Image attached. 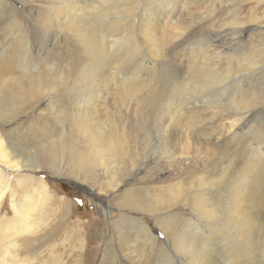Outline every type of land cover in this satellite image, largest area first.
I'll return each mask as SVG.
<instances>
[{
	"label": "bare ground",
	"instance_id": "1",
	"mask_svg": "<svg viewBox=\"0 0 264 264\" xmlns=\"http://www.w3.org/2000/svg\"><path fill=\"white\" fill-rule=\"evenodd\" d=\"M236 1L0 0V123L12 126L15 119L28 116L30 113L33 116L43 106L50 115L49 119H42V121L40 119L43 130L42 136L39 138L32 137L33 139L29 140L25 135L16 136L14 134L11 135L12 138L5 147L0 141V166L6 167L8 171L18 173L23 170H32V172L49 170L59 178H70L85 184L87 175L83 172L82 167L86 162L84 155L87 153L79 152L80 154H78L76 147L78 144L75 146L73 142L68 143L72 132H78L83 136L81 139L87 140L88 155L95 158L100 167L105 165L103 161L108 164L107 169H111L115 163L122 165V159L125 157L127 132L121 127V122L117 118V106L114 107V104L110 103L109 91L114 93L112 95L116 97L114 100L117 104H122L126 99L130 101V109L127 110L126 117L134 114L139 122H141V118L144 119L149 115L150 108L154 104L158 106L164 102L173 103L172 101H176L177 103H174L178 104L170 105L172 109L167 113L171 122L172 119L179 120L175 124L180 123L181 126H177L181 127L182 137L178 139L177 136L174 137L172 142L177 141L174 142L176 147L171 146L170 151L163 150V156L168 162L182 159L187 165L198 164L200 169L197 173L195 171L190 173L191 168L187 166L188 169L186 167L178 174L194 175L188 183L196 182V185L202 188L204 193L201 194L202 190H200L201 192L198 191L196 194L190 195L191 185L179 176L177 178H181L180 180L166 187H143V185L140 190L132 188V190L126 191L122 197L116 200V208L151 216L152 227H149L141 219L133 220L119 215L117 220L112 222L116 241L113 235L109 238L110 249L103 257L104 262L125 264L122 260L123 257H120L121 255L118 253L121 251L115 246H120L121 249L126 246V250L123 251L126 253L125 260H130V262L137 260L131 264H170V260L178 261L177 254L180 253L185 255L187 259L185 261L189 264H242V258H245L246 253H249V249L247 250L250 246L249 227L252 223L249 217L250 202L253 194L256 195L254 193L255 186L261 184V182H257L258 173L256 172L258 168L260 170L261 167H264V158L263 155L260 156L261 154L257 155L253 162L252 151L255 152L254 150H249L253 155L252 158L249 155L250 160H248V156L244 154L245 151L247 153V147L244 152L238 148L235 154H232L233 151L228 147L235 141L238 143L240 140L238 138L244 137L246 132L248 133L246 124L254 123L255 125L256 122L258 123L256 118L264 117V81H261L264 78V16L261 18V22L255 23L253 26L262 36L261 42H257L255 45L254 42L248 41V37L244 39L243 33L241 35L239 32L245 25L238 23L231 16L232 14L228 15V19L226 18V25L232 31L231 39H227L218 30L213 29L216 19L214 7L216 4L220 7L227 4L232 6ZM261 1L264 2V0ZM33 3L38 6L34 8ZM15 4L22 5L21 9L17 10ZM219 29L221 31L223 27ZM136 31L139 32V36L135 33ZM238 33L239 36H237ZM139 38L142 45L149 49L151 58L154 59L150 67L162 64L161 59L168 61V58L169 64L175 66L176 62L180 64L179 62L182 61V65H177L179 73L176 80L170 83L172 79L164 77L151 86L146 78L141 82H136L130 76L113 77L114 72L110 73L111 76L108 74L109 77H104V75H100L102 72L100 70L99 73L96 72V75V65L104 56L110 53V57L112 51L114 53L117 48L130 42L135 43ZM172 40L177 42L172 45ZM195 40L197 44L194 43ZM251 40L254 39L251 38ZM170 47L173 49L166 52ZM182 49H185L184 58L187 61L176 59L175 55H178ZM135 50L137 49L135 48ZM126 51L128 52V50ZM126 58L128 59V57ZM146 72L152 76L151 68H147ZM105 75H107L106 72ZM106 87L109 89L107 88V90ZM145 87H149L150 92L148 91L145 96H138L140 88ZM101 88L104 89L102 92L107 93L102 95L98 90ZM137 89L139 90L137 91ZM203 89L204 91H202ZM218 89L221 90L219 92L221 96L216 94ZM57 93L76 95L73 101L75 105L72 103L71 107L69 106L70 108L67 109L69 113L67 119L64 111H58L54 104ZM206 93H210V95H206ZM256 93L261 97L255 99ZM204 96L207 99L208 96H215L212 97L214 101L211 97H209L210 101L201 99ZM219 96L222 99L215 101V98ZM227 105H231V108H226ZM101 107L111 113L110 117L115 122L110 121L108 115L101 114L103 112ZM99 111L101 113H98ZM164 111L163 113H165ZM206 111L208 112L205 113ZM217 112L220 113L216 116L217 119L207 116V114L213 113L217 115ZM156 113L158 114V112ZM159 114L161 113L159 112ZM56 115L61 117L60 120L55 118ZM7 119L8 121H6ZM146 120L149 121V119ZM139 122L138 126L141 125ZM123 124L128 128L138 129L135 124L129 121ZM157 124L159 126L160 123ZM262 124L258 125V128H261L259 132H256L257 136H253L255 139L252 137L253 146L261 148L258 153L261 150L264 151V125ZM22 126L21 124L18 129H15V132L19 131ZM161 127L163 128L162 125L159 126V128ZM216 129L221 138L220 141L217 139V143L209 134ZM179 141H181L180 146ZM242 141L240 140V142ZM163 151L161 152L163 153ZM65 158H68V163L63 162ZM106 171L109 170L105 168L103 172ZM262 172L261 170L259 173ZM82 175L83 182L79 181ZM121 175V172L116 170L111 176V181H105V188L116 191L115 179ZM32 178H21L25 181L17 180V182L21 183L20 186L23 188L25 185L32 186L34 185L32 183L36 182ZM6 179L4 173L0 171V198L8 183ZM260 181L264 182V180ZM37 185H39L38 193L33 197L48 200V186L41 180H37ZM102 186L100 185L99 192L103 191ZM216 186L220 188L219 192L212 194L208 189L209 187L216 188ZM261 187H263L262 184ZM258 190L256 191L258 192ZM227 192L225 204H228L227 213L232 223L230 229L233 228L234 231L233 234H230L231 242L226 244V247L219 248L217 245L218 247L212 249L210 248L212 246H209L210 239L203 235L202 230V232L198 231L200 228L209 230L206 223L200 220L213 223L215 219L220 218L218 214L224 215L226 207L224 202H220L222 198L220 195ZM259 192L258 195L263 193ZM219 196L221 198L217 199ZM262 197L258 199L262 200ZM32 203L28 198L21 211L16 212L18 218L23 221L21 226L24 229L29 226L27 221L29 216L34 214L37 209V206H33ZM186 204L190 205L193 210H198L202 217L199 218V215L189 211ZM66 205L67 203L63 200V203L61 202L62 217L65 216L66 208H68ZM257 208L259 209V207ZM176 209L187 211L190 223H198L197 230L195 229L196 231L187 235V238H184L186 235L183 238L179 237L181 235L177 224L179 222L185 224L187 219L184 221L182 216H178L175 213ZM219 227L221 226L219 225ZM154 228L159 229L160 234H164L163 245L167 246L172 257H169L165 247L161 246L158 237L154 235ZM183 233L181 234L184 235ZM112 246L115 247V251L110 252L113 250ZM262 248L255 250L256 254L264 253V240ZM221 249L224 251L220 252ZM213 250L220 252V256ZM123 253L121 252V254Z\"/></svg>",
	"mask_w": 264,
	"mask_h": 264
},
{
	"label": "rangeland",
	"instance_id": "2",
	"mask_svg": "<svg viewBox=\"0 0 264 264\" xmlns=\"http://www.w3.org/2000/svg\"><path fill=\"white\" fill-rule=\"evenodd\" d=\"M33 4H34L33 5L34 8L36 6H38L36 3H33ZM21 6L22 5H20V4H18V5L15 4V8L17 10H20ZM263 7H264V2H262L261 0H237L236 3H233L232 6L227 4L226 6H223V7H220L219 5L216 4L214 7V9L216 11L215 12L216 19H215V24H214L215 27H213V29L215 31L218 30L219 33L220 34L222 33L221 35L225 36L227 39H231L232 31L226 25V21L228 19V15L232 14L231 16L234 17L238 21V23L245 25L244 28L240 29L239 33H241V35L243 33L244 39H246L248 37L247 38L248 41L250 43L254 42V44L256 45L257 42L258 43L261 42L262 36L259 34V31L257 32V30H255L253 28V26L255 23L261 22V18H263V16H264V8ZM221 11H223V12H221ZM220 16H221V18H220ZM220 27H223V30L220 31V29H219ZM35 31L37 32L36 29H35ZM173 31H174V29H173ZM249 32H250V34H249ZM135 33L137 34V36H139V32L136 31ZM239 33L237 34V36H239ZM35 34H37V33H35ZM251 38L254 40H251ZM172 41H173V42H171L172 45H174L177 42V41L174 42V40H172ZM196 42L197 41L195 40L194 43L197 44ZM135 48L137 50H135ZM117 49H116L117 51L115 50L116 52L115 51H114V53H112L113 51L111 52L110 57L111 58L113 57L112 60L109 57L110 53H108L106 56H104L100 60V63H98V65H96L95 73L96 72L99 73V70H100V72L102 71L100 73V75H104V77L105 76L109 77L114 72L112 74L113 77L119 76L121 78H125V77L130 76V77L134 78L133 81H136V82L137 81L141 82V81H143V79L146 78L150 82L151 86H153L158 80H161L164 77L171 78L172 80H170V83H172L174 80H176L178 78L179 71H178L177 65H182L181 64L182 61L179 62L180 64H177L178 62H176V66H175L174 64H169L168 58H167L168 61L161 59L162 64H158L154 67L153 66L150 67L151 63L153 62L154 59L151 58V54H150L149 49L146 48V46L144 47V45H142L140 38L135 43L130 42L129 44L120 46V48H117ZM170 49H173V47H170L169 49H167L166 52H168ZM126 50H128V52ZM184 50L185 49H182V51L179 52L178 55H175L177 60L185 59L184 58V54H185ZM122 52H123V54H122ZM248 55H249V53H248ZM125 56L128 57V59ZM114 59L116 60V63H115ZM129 60L130 61L132 60V61L130 62ZM185 60L187 61V59H185ZM161 65H163L165 67H163ZM101 68H102V70H101ZM147 68H151L152 76L147 74V72H146ZM107 70H109V71H107ZM105 72L107 75H105ZM134 73H135V75H134ZM108 74H109V76H108ZM96 75H97V73H96ZM149 76H151V77L149 78ZM261 81H264V78L261 79ZM142 83H144V82H142ZM107 88L108 87H106V89ZM143 89H144V91H143ZM98 90L101 91L102 95L107 93V92L106 93L102 92L104 90V89L102 90V88H101V90L100 89H98ZM138 90L139 89H137V91ZM139 91L140 92H138V96H142V95L145 96L148 91L150 92L149 87L148 88L145 87L142 89L140 88ZM202 91H204V89ZM220 91L221 90L218 89V93H216V94L217 95L219 94L221 96V94L219 93ZM111 92L112 91L108 92V94L110 93L109 94L110 103L114 104V107L117 106V111H118L117 118L121 122V127L124 130H126V132H127L126 137L129 139V140L127 139V143H129V144L126 143L127 148H126L125 154H124L125 157L122 159V165L115 163L111 169H107L108 164L105 161H103L104 162L103 164H105V165H103L101 167L98 166V164L95 161L96 159L88 155V153H89L88 147L89 146L86 143L87 140L81 139V137H83V136L80 135L78 132L74 131L71 133V139L68 140V143L73 142L74 145L78 144L77 146L75 145L77 147L78 154H80L79 152L87 153L84 155V157H85L84 161H86V162H84V164H83L84 167H82L83 172L87 175V177H86L87 180H86L85 184L79 183V182H77L73 179H70V178H68V179L63 178V177L59 178V177L55 176L54 172L49 171V170H39V171H35V172H32V170H23V171H19L18 173H15V172L8 171L6 169V167H4V166H0V171L2 173H4V175L7 178L6 181H8V183L4 187L3 196L0 198V264H112L108 261L104 262L103 257L105 255L106 251H109V249H110V247H109L110 245L108 244V241H110L109 238H111L112 235L115 236L114 232L112 230V222L116 221L119 215H124V216L129 217L133 220L141 219L149 227L152 225L151 224V221H152L151 216H149V215L144 216V215H141L139 213L130 212L128 210H125V211L119 210L116 208V205H115L116 200H118L120 197H122L126 191H129L130 189L132 190V188H133V190H140L143 185H144L143 187H145V186L146 187L147 186H151V187L163 186V187H166V186L175 184V182H177L181 178H183L184 181L187 180L186 183L189 184L188 182L191 181V178H193L194 175H190V176L188 174H185V175L181 174L180 175V174H178V172L181 173L180 171L185 169L187 166H189L191 168L190 173L194 172V171H195V173H197L199 171L200 167L198 164L191 163V164L187 165V163L182 159H178L176 162H172V161L168 162L165 160L166 157L163 156V154H164L163 150H166V151L169 150L170 151L171 146L176 145L174 142H177V141L172 142L173 141L172 139L174 137L176 138V136H177V139L179 137L180 138L182 137L181 136L182 132L180 129L181 127H179V126H181V125H179L180 123L178 122V124H175V122H177L179 120L174 121L172 119V122H171V119L168 118L169 116L167 113V112H169L170 109H172L170 107L176 101H172L173 103H170L168 101L169 104H167V102H164L163 104L161 103L158 106L154 104L153 107L150 108L151 111H149V115H148L149 118H148V116H146L144 119L141 118V122H139L138 118L135 117L134 114L130 115V117H126L127 110L130 109V106H129L131 104L130 101L126 99L125 101L122 102V104H117V102H115V100H114L116 97H113L112 94H114V93H111ZM143 92H144V94H143ZM216 94H212V95H216ZM256 94L254 95L255 99H258L261 97L260 94H258V93H256ZM206 95H210V93L209 94L206 93ZM204 97H202L201 99L210 101L211 99L209 97L214 98L215 96H208V99L206 96H204ZM219 97H217L218 99L215 98V101L216 100L220 101V99H222V97H220V98ZM75 98H76L75 94L71 95V94L57 93V95H56V99H55L56 102L54 104L56 105L58 111H64L66 119L69 116L67 109L71 107L70 104L73 103ZM212 101H214V99ZM176 103H174L173 106L178 105ZM73 105H75V103H73ZM120 106H121V108H120ZM168 106H169V108H168ZM227 107L231 108V105H227L226 108ZM167 108H168V110H167ZM153 109H154V111H153ZM101 110L103 112L101 113L99 111L98 113H101L102 115L104 114L105 116L108 115L109 116L108 118L110 119V121L115 122L114 119H111L112 117H110L111 113H109V111H106L103 108ZM163 110H165L164 112L166 114L163 113ZM208 111H206L205 113H207ZM156 112H158V114ZM159 112L161 114H159ZM150 114H151V116H150ZM216 114L217 115H215L214 113L213 114H207V116L212 118V119H217L218 117H216V116L220 115V113L217 112ZM57 115L55 118L60 120L61 117L57 116ZM152 115H154V117H152ZM31 116H32V113H30L28 116H22L21 118L15 119L13 122V125L11 124L12 126H8L7 124L0 123V141L3 143L4 147L6 146V143L10 142V140L12 138L11 135H14V134L16 136L25 135V137L29 138V140H32L33 139L32 137L39 138V136H42L41 133H42L43 129H41L42 123H40V119L42 121V119H47V118L49 119L50 118V115L47 113V109L44 106L40 107L39 110H37L35 112V115L33 114V116L32 117ZM162 116L164 117V119ZM166 118H167V120H166ZM260 118H262L263 120L262 119L260 120ZM146 119H149V121ZM255 120H258V123L256 122L255 125H254V123L253 124L248 123L249 125L246 124L247 125L246 130L248 131V133L246 132V135L244 137L238 138L241 141L244 140L246 142L242 141L243 142L242 143V142H240V140L237 139L240 143L239 142L237 143V141H235L236 144L234 142L231 144L230 147H228L229 149H231V151H233L232 154H235V151H237L238 148H239V150H241V152H244L245 148L247 147L246 148L247 153L250 152L251 150H254L255 152L252 151V153L254 155L251 154V152L249 154L245 153L246 151L244 152L245 156H248V158L246 157L248 160H250L249 155H250V157L253 155L252 156L253 158L251 157L253 162H254L253 159H255V157L257 155L261 154L260 156L263 155L262 157L264 158V151L263 150L260 151V152L263 151L262 152L263 154L260 152L258 153V150H260L261 148L260 147L257 148V146H255V147L253 146V143H254L253 138L255 139V137H253V136H255V135L257 136L256 132H259V129L261 127L260 128H258V127L261 126L260 124H262L264 122V117L261 116L258 119L256 118ZM259 120H260V123H259ZM6 121H8V119ZM127 121L131 122L132 124H135L138 129L136 130V129H134V127L128 128L127 125L124 126L123 123L126 124ZM137 121L143 126H141V125L138 126ZM261 121H262V123H261ZM154 122H155V124H154ZM165 122H167L168 124ZM170 122H171V124H169ZM157 123H160L163 126V128L162 127L159 128V126H161V125L159 124V126H158ZM164 123H165V125H164ZM21 124L23 125L22 128L19 131L15 132V129H18V127ZM148 124H149V126H148ZM156 124H157V126H155ZM173 124H175V125H173ZM177 125H179V126H177ZM262 125H264V123ZM165 126L168 128H166ZM178 130H180V131H178ZM174 131H176V132H174ZM158 132H160V133L158 134ZM165 133L167 135L169 134L170 136L169 135L167 136ZM209 134L211 135V137L213 138V140L216 143L218 140L219 141L221 140V138L219 137V131L217 129L212 130L211 133H209ZM162 135H164L165 137H163ZM248 135H251V136H248ZM169 137H171V138H169ZM165 138H168V139H165ZM166 140H167V143H165ZM168 140H170V141H168ZM161 141H163V142H161ZM180 143H181V141H179V143H178L179 146H180ZM165 144H166V146H165ZM167 144H168V146H167ZM170 144H172V145H170ZM243 144H244V146H243ZM236 145L237 146L240 145V147H237ZM179 146L177 147L178 149H179ZM250 146H252V147H250ZM174 147H176V146H174ZM171 150L173 151V149H171ZM174 150H175V148H174ZM161 151H163V153ZM151 158H152V160H151ZM67 159L68 158H65V160L63 162L68 163L69 160H67ZM89 159H91V160H89ZM87 160H89V161L87 162ZM61 164H63V163L61 162ZM96 166H97V168H96ZM103 167H105L106 170H109V171H106L104 173L103 170L105 168H103ZM187 169H188V167H187ZM86 170H87V172H86ZM116 170L118 172H121L122 175L119 177L118 176L116 177L115 183L117 184V187L115 189L116 191H114V190H111L110 188H105V181L106 180L111 181V178H112L111 176L114 175V172ZM257 170L258 171L256 173H258L257 174L258 177L261 176L259 178L256 177L257 182H261L263 187H261V184L257 183L262 189L258 185H257V187L255 186V189L258 190L260 188L258 190V192L260 191L259 193H262V192L263 193L258 195V192L255 190L254 193L256 195L253 194V196L251 198L252 201L250 202L251 209H250L249 217H250V220L252 221V223L249 227V231L251 232V233L249 232V234H250L249 235L250 246H249V248H247V250L249 249V253H248L249 255L246 253V257L242 258V260H241L242 264L243 263L244 264H252V262H253V264H264V253L258 252L256 254V252H255V250H260L262 248V242L264 240V196H263V194H264V191H263L264 190V182L260 181V180H264V167H261L260 170L258 168ZM261 170L263 172L259 173V172H261ZM184 173H186V172H184ZM177 176H179L181 178L178 179ZM15 177H16V179H15ZM29 177H31V178L34 177L32 179L36 180V182L32 183L34 185L31 184L32 186H28V187H27V185H25V187L23 188L20 186L21 183L18 184L17 180H22L21 178H29ZM37 180H41L42 182H44L46 184V186H48V189H47L48 200H46V198L39 199L36 196L33 197V195L38 193V189H39V185H37ZM22 181H25V180H22ZM79 181L83 182V175L80 176ZM192 183H194V184L192 185ZM145 184H147V185H145ZM100 185L101 186L103 185L102 186L103 187L102 192L101 191L99 192V190L101 189ZM189 185H191V187H192L191 190L189 191L190 195L193 193L196 194L200 190H202L201 194L204 193L203 189L199 188L196 185V182H191V184H189ZM219 189L220 188L216 186V188L215 187H209L208 190L210 192H212V194L213 193L217 194L219 192ZM220 196L217 197V199L221 198L220 202H222V203L224 202V205L226 207V211H225L224 215L218 214V216L220 218L215 219V222H213V223H211V222L208 223L205 220H200V221H203L204 223H206V226L209 228V230H206V228L198 229V231L200 230L199 232L203 231V233H204L203 235L206 236V238L210 239L209 246L211 245L212 247H210V248H212V249H215L218 246H219V248L226 247V244L231 242L230 241V238H231L230 234L231 233L233 234V231H234L233 228L230 229L232 227L231 226L232 223H231V219L227 213L228 212L227 211L228 210V204L227 203L225 204V202H227L226 197L228 196V192L226 194L223 193ZM255 197L257 199L262 197L263 199L257 200ZM28 198L30 199L31 202H33L32 203L33 206H37V209L35 210L34 214L29 216L30 218H28V220H27L29 226H28V228L24 229L21 226L23 221L21 218H18L19 216L16 212L21 211V208L24 207L25 201H27ZM63 200H64V202L67 203L66 207H68V208L65 207L67 210H66L64 217H62V214H61L62 213L61 212L62 211L61 202L63 203ZM254 201H255V203H254ZM257 201H259V202H257ZM257 204H258V206H257ZM186 206L188 207L189 211H192L195 215H199L198 210H193V208L190 205L188 206L186 204ZM257 207H259V209ZM175 213L180 217L182 216L181 218L184 221L187 219L186 220L187 223L184 224V222H183V224H181V222H179L180 224L179 223L177 224L178 225L177 229L181 235L179 237L183 238L186 235L184 238H187V235H189L193 231L197 230L198 223H196V222L190 223L191 220H190V217H189L187 211L176 209ZM201 217L202 216L199 215V218H201ZM256 217H257V219H256ZM223 220H225V221H223ZM207 224L208 225L211 224V225L208 226ZM223 224H224V226H223ZM219 225L221 227H219ZM210 226H213L211 228H214V229H211ZM222 226H223V228H222ZM186 228H187V230H186ZM220 228H221L222 232L220 231ZM190 229H192V230H190ZM215 230H216V232H215ZM159 231H160L159 229L157 230L154 228V235L158 237V240L161 242V246L165 247V250L168 252L167 254H169V257H172V254L170 255V253L167 249V246L163 245L164 244L163 242L165 239L164 234H162V233L160 234ZM212 231L214 232V235H213ZM210 232H211V234L209 235ZM181 233H183L184 235H182ZM197 234H198V232H197ZM207 234H208V236H207ZM215 235H217L218 237ZM223 235H225V236H223ZM170 236H171V234H170ZM210 237H212V238H210ZM225 237H227V238H225ZM258 238L260 241L258 240ZM115 241H116V236H115ZM220 243H221V245H220ZM214 245H216V246H214ZM115 247H117V249L119 251H121L122 253L124 250H126V246H123L122 249L120 248V246H115ZM115 247L112 246L111 249H113V250L110 252L115 251ZM252 250H254V252H252ZM219 251L223 252L224 250L221 249ZM121 252H118V253H120V255H121L120 257H123L122 260L124 261L125 264H131V263L137 262L136 259L133 260L132 262H130V260H125L126 253L121 254ZM214 252L216 254H218V256H220V252H216V251H214ZM177 257H178V259H177L178 261L176 262L174 260H170V264H186L187 263L185 261L187 259H186L184 254H182V253L177 254ZM183 257H184V259H183ZM261 257H262V259H261ZM256 261H257V263H256ZM187 264H189V263H187Z\"/></svg>",
	"mask_w": 264,
	"mask_h": 264
}]
</instances>
